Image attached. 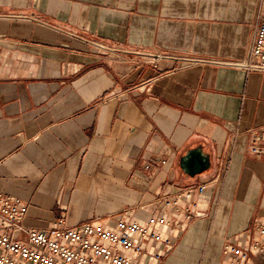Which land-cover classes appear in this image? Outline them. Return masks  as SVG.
Returning a JSON list of instances; mask_svg holds the SVG:
<instances>
[{
    "label": "crops",
    "instance_id": "0c3cea01",
    "mask_svg": "<svg viewBox=\"0 0 264 264\" xmlns=\"http://www.w3.org/2000/svg\"><path fill=\"white\" fill-rule=\"evenodd\" d=\"M256 4L0 0V194L28 204L24 227L80 205L105 206L89 218L106 227L159 214L170 242L125 253L139 264H224L225 240L246 243L264 219V156L248 151L264 130V72L239 66ZM160 53L170 59L154 65ZM192 155L207 162L193 178L181 167Z\"/></svg>",
    "mask_w": 264,
    "mask_h": 264
},
{
    "label": "built area",
    "instance_id": "2783aa9c",
    "mask_svg": "<svg viewBox=\"0 0 264 264\" xmlns=\"http://www.w3.org/2000/svg\"><path fill=\"white\" fill-rule=\"evenodd\" d=\"M256 3L249 56L239 66L245 70L264 72V0H256ZM153 58L154 62H151L154 65L170 59L162 53ZM179 60L188 62L182 58ZM250 137L248 151L264 156V130ZM165 162V158L158 161L161 165ZM153 168L151 162L141 166L146 172ZM205 189V184L189 187L171 198H160L158 202L163 206H177L180 199L189 198L193 191L203 193ZM27 212L26 202L0 194V264H139L132 262L125 253L130 252L140 259L144 256L148 240L170 242L155 231L156 225H170L159 214L152 216L146 226L124 218H117L108 227L98 219L69 225L59 217L46 228L26 229L23 220ZM128 213L132 214L131 211ZM247 237L244 244L231 239L224 241L222 253L227 256L224 264H264V219L247 230ZM159 257L157 253L150 256L151 259Z\"/></svg>",
    "mask_w": 264,
    "mask_h": 264
},
{
    "label": "rangeland",
    "instance_id": "374dc122",
    "mask_svg": "<svg viewBox=\"0 0 264 264\" xmlns=\"http://www.w3.org/2000/svg\"><path fill=\"white\" fill-rule=\"evenodd\" d=\"M84 201H91V200L84 199ZM117 206L119 207V205H117ZM103 207H105V206H102V205L101 206H99V205H80L79 207H69V208H65L64 210L68 211L69 215H71L73 218L75 217L78 219L79 217L89 218V217L93 216V214H99L100 209ZM62 210L54 208V212H56L55 215L57 218H59L58 216H60L61 212H64V215L66 214V211H62ZM128 211H132V209L127 208V212ZM92 220H93V218H91V219L89 218V221H92Z\"/></svg>",
    "mask_w": 264,
    "mask_h": 264
},
{
    "label": "water",
    "instance_id": "95a60500",
    "mask_svg": "<svg viewBox=\"0 0 264 264\" xmlns=\"http://www.w3.org/2000/svg\"><path fill=\"white\" fill-rule=\"evenodd\" d=\"M181 167L193 178L207 169V162L201 155H192L190 158L186 156L181 161Z\"/></svg>",
    "mask_w": 264,
    "mask_h": 264
}]
</instances>
